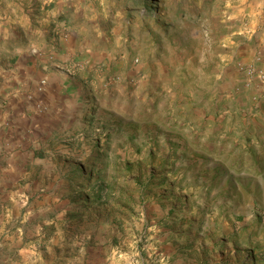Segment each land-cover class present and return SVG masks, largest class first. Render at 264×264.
<instances>
[{
    "label": "rangeland",
    "instance_id": "374dc122",
    "mask_svg": "<svg viewBox=\"0 0 264 264\" xmlns=\"http://www.w3.org/2000/svg\"><path fill=\"white\" fill-rule=\"evenodd\" d=\"M3 89L0 264H264V0H0Z\"/></svg>",
    "mask_w": 264,
    "mask_h": 264
},
{
    "label": "crops",
    "instance_id": "0c3cea01",
    "mask_svg": "<svg viewBox=\"0 0 264 264\" xmlns=\"http://www.w3.org/2000/svg\"><path fill=\"white\" fill-rule=\"evenodd\" d=\"M20 70H21V68L19 70L18 69L14 70L13 73H14L16 79H13L14 81L12 83H10V85L12 86V90H14V93H15V94H12L11 99L15 100V97L19 96L18 102L16 103V102L12 101L11 106H9V110L12 111L13 115H16L17 111L25 112V110L29 109L30 101L27 100L28 99L27 97H29V95H32L33 93H32L31 90H35L36 91V87L38 86L37 85L38 84V79L34 78L33 74H29L28 73L27 75L23 74L22 76H18L17 74L21 73ZM58 81H59L58 82L59 84H57V86L55 88H52L51 86L47 87L46 90H45L44 95H43V93L42 94H38V98L41 101L43 100L44 104H46L47 107L49 108V112L50 113H52L54 111L55 112L58 111V109H59L58 105L59 104L57 105V102H55V103H53V105H48V103L50 104V100L48 99L47 94L51 93V96L54 95V94H56V95L60 94V97H63V98L67 97L68 98V96L71 94V91H69V90H71V88L73 87V82L71 80L68 81L69 83L67 84L66 87H65V84L63 85L64 81H62V80H58ZM23 82H24V84H23ZM19 91H21V93ZM8 94L9 93L6 92L4 89L2 91H0V100L1 99H7V97L9 96ZM69 101H72V100L69 99ZM50 106H52V108ZM27 113L29 114V111ZM0 125H2V124L0 123ZM11 132H13V131H11ZM0 145H2V144H0ZM5 146H0V147L1 148L4 147V149L6 150Z\"/></svg>",
    "mask_w": 264,
    "mask_h": 264
}]
</instances>
